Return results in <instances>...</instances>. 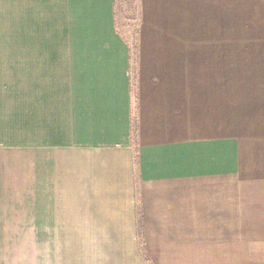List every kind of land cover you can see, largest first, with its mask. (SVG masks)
<instances>
[{
	"label": "crops",
	"instance_id": "0c3cea01",
	"mask_svg": "<svg viewBox=\"0 0 264 264\" xmlns=\"http://www.w3.org/2000/svg\"><path fill=\"white\" fill-rule=\"evenodd\" d=\"M0 0V264H264V0Z\"/></svg>",
	"mask_w": 264,
	"mask_h": 264
},
{
	"label": "rangeland",
	"instance_id": "374dc122",
	"mask_svg": "<svg viewBox=\"0 0 264 264\" xmlns=\"http://www.w3.org/2000/svg\"><path fill=\"white\" fill-rule=\"evenodd\" d=\"M120 28L132 41H136L139 7L137 0H120L118 2Z\"/></svg>",
	"mask_w": 264,
	"mask_h": 264
}]
</instances>
